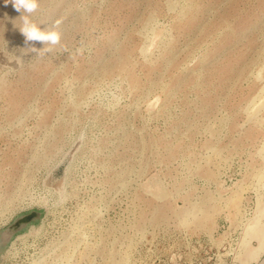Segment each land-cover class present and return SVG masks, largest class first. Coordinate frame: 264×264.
Returning a JSON list of instances; mask_svg holds the SVG:
<instances>
[{"label":"rangeland","instance_id":"rangeland-1","mask_svg":"<svg viewBox=\"0 0 264 264\" xmlns=\"http://www.w3.org/2000/svg\"><path fill=\"white\" fill-rule=\"evenodd\" d=\"M38 2L56 45L0 0V232L38 213L0 264L247 263L264 248V0Z\"/></svg>","mask_w":264,"mask_h":264},{"label":"clouds","instance_id":"clouds-1","mask_svg":"<svg viewBox=\"0 0 264 264\" xmlns=\"http://www.w3.org/2000/svg\"><path fill=\"white\" fill-rule=\"evenodd\" d=\"M12 3L15 10L22 13L21 16L24 23L20 30L27 41L41 42L49 45H56L60 42L61 35L58 31L41 30L40 27L30 21V15L39 7L38 0H12ZM47 51H51V48L47 49Z\"/></svg>","mask_w":264,"mask_h":264},{"label":"water","instance_id":"water-1","mask_svg":"<svg viewBox=\"0 0 264 264\" xmlns=\"http://www.w3.org/2000/svg\"><path fill=\"white\" fill-rule=\"evenodd\" d=\"M37 212L30 211L18 217L11 225L6 227L0 232V243L7 241L10 238V235L20 226L25 225L26 223L33 221L37 218Z\"/></svg>","mask_w":264,"mask_h":264},{"label":"crops","instance_id":"crops-1","mask_svg":"<svg viewBox=\"0 0 264 264\" xmlns=\"http://www.w3.org/2000/svg\"><path fill=\"white\" fill-rule=\"evenodd\" d=\"M245 264H264V248L254 255L250 254V258Z\"/></svg>","mask_w":264,"mask_h":264}]
</instances>
